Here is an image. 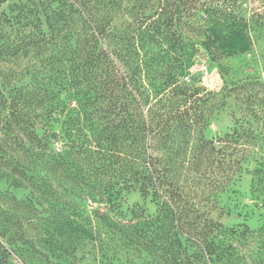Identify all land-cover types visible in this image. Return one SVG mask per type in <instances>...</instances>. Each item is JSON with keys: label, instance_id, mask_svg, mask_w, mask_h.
Listing matches in <instances>:
<instances>
[{"label": "trees", "instance_id": "trees-1", "mask_svg": "<svg viewBox=\"0 0 264 264\" xmlns=\"http://www.w3.org/2000/svg\"><path fill=\"white\" fill-rule=\"evenodd\" d=\"M241 3L0 0V63L33 61L23 72L0 73V180L28 189L19 199L8 188L0 194L32 218L50 211L56 234L42 242L61 263L44 253L48 264H65L86 237L94 240L72 218L79 206L49 181H69L78 198L105 206L98 215L109 231L98 240L103 250L130 247L148 264L208 263L203 243L208 249L212 243L200 226L208 225L202 218L208 210L197 201V186L205 174L222 177L225 165L233 181L252 155L264 83L257 76L223 79L227 67L218 62L223 84L206 89L190 67L200 49L211 60L220 56L216 38H197L217 20L240 21L264 66V18L242 16ZM229 99L241 114L232 112L234 127L206 138L209 119ZM253 161L262 165L263 157ZM130 192L153 204V212L137 201L124 209ZM9 244L0 239V264H12Z\"/></svg>", "mask_w": 264, "mask_h": 264}, {"label": "rangeland", "instance_id": "rangeland-1", "mask_svg": "<svg viewBox=\"0 0 264 264\" xmlns=\"http://www.w3.org/2000/svg\"><path fill=\"white\" fill-rule=\"evenodd\" d=\"M241 1V7L236 11L242 16L249 17L254 12L264 18V0ZM209 36L216 38L213 51L220 56L211 60L203 49L198 51L190 71L200 80L197 83L199 86L218 90L223 84V79L235 82L249 76H257L264 83V66L261 64L257 47L240 21L217 20L209 24L197 38L206 41ZM218 62L227 67V75L223 79L216 66ZM32 63L30 59H21L13 65L0 63V73L9 69L18 73L23 72L29 69ZM25 79L27 77L23 78ZM248 107L243 105V108L247 109L245 113L248 119L252 121L253 117L249 116ZM254 107L257 106H252ZM262 111L263 121L252 123L255 129H260L259 143L257 146L249 147L252 155L242 164V170L234 176V180H230L229 167L225 165L222 177L215 175L216 172L212 175L205 174L206 178H201L197 186V201L201 204L202 211L208 210L202 217L208 225L200 224L205 227L204 240L212 243L209 249L205 242L203 243L205 252L210 256L207 264H264V109ZM232 112L236 117L241 115L233 101L229 99L225 107L213 113L204 129V136L209 139L217 138L230 132L235 125ZM53 125L55 130H60L56 124ZM53 148L55 152H59L60 142H55ZM259 157H263L262 165L253 161ZM49 183L56 193L79 206L78 216L72 218L79 223L81 230L85 229L94 236L93 241L86 237L87 240L78 244L77 249L69 257L66 256L63 263L148 264L142 260L144 256H140L141 253L133 248L117 244L115 248L105 251L99 247L98 240L105 239L109 233L98 219L100 213L106 212L103 204L92 202L87 196L83 199L78 198L74 186L69 181ZM7 188L18 199L28 192L24 187H8L6 181L0 180V190ZM123 200L124 209L137 201L143 204L148 212L154 210L153 204L143 200L136 192L124 194ZM0 214L1 224L4 225L0 229V233L3 234L0 239L10 243L7 247L12 249L10 258L12 264H48L44 253L48 255L50 261L60 262L53 258V254L42 242V239L56 234L49 210H42L41 217L32 218L34 216L32 212L23 210L0 194ZM28 218L38 222L37 228L27 224ZM26 234L29 235V239H26ZM104 255L111 260H105Z\"/></svg>", "mask_w": 264, "mask_h": 264}]
</instances>
